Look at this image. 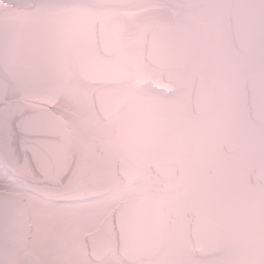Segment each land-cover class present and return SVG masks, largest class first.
<instances>
[{"label": "flooded vegetation", "instance_id": "obj_1", "mask_svg": "<svg viewBox=\"0 0 264 264\" xmlns=\"http://www.w3.org/2000/svg\"><path fill=\"white\" fill-rule=\"evenodd\" d=\"M37 1L41 0L30 3ZM44 1L60 6L54 13L106 12L95 25L105 16H120L125 25L123 47L127 32L139 25L145 31L141 59L146 68L128 83L150 104L137 103L128 110L125 86L105 82L100 86L119 84L126 102L115 116H100L94 101L100 86L89 91L60 81V76L74 75L77 69H90L86 57L81 61L70 54L59 60V54L63 58L75 43L55 50L41 46L29 61L24 41L11 39L7 31L0 117L11 131L21 109L30 105L58 119L67 140L57 180L34 183L17 177L18 195L12 185L0 188L21 200L28 216L27 243L17 264H109L112 257L129 264L118 255L117 240L124 235L115 229L114 218L130 200L143 204L134 214L153 220L159 215L162 222L158 254L134 264H264V122L252 119L247 88L251 78L264 75L263 5L252 0L260 7L262 25L250 48L240 52L229 19L233 0L226 23L219 13L217 25L208 23L207 28L202 25L203 0ZM188 7H201L195 10L196 22L188 19L194 15ZM166 22L184 26L190 35L181 68L161 70L144 60L147 35ZM129 42V47L138 45L134 37ZM224 48L230 66L218 56ZM99 56L112 60L119 55ZM235 65L246 74L236 86L231 71ZM197 82L201 89H195ZM15 154L9 144L5 161L0 154V167L9 176L17 173ZM215 229H220L217 248L202 257L207 252L196 251L192 238H213ZM1 232L6 246V225ZM93 243L98 244L94 253Z\"/></svg>", "mask_w": 264, "mask_h": 264}, {"label": "water", "instance_id": "obj_2", "mask_svg": "<svg viewBox=\"0 0 264 264\" xmlns=\"http://www.w3.org/2000/svg\"><path fill=\"white\" fill-rule=\"evenodd\" d=\"M177 1L189 3L192 0ZM260 17V7L254 1H232L229 19L235 46L240 52L247 51L256 38L262 25ZM95 31L97 51L101 56L114 57L120 54L125 38V25L120 16L103 17L96 23ZM189 41L190 35L184 26L172 22L161 23L147 35L144 60L161 70L181 68L188 56ZM201 88L202 85L197 82L195 89ZM247 88L252 98L251 117L255 121L264 122V75L251 78ZM94 101L98 114L108 118L123 109L126 97L119 84L109 83L95 90ZM104 106L108 108H103ZM20 112L21 117L12 122L11 131L4 122V116L0 117V154L3 160L5 161L4 150L9 144L17 153L14 157L17 177L34 183L57 180L62 173L67 145L61 122L47 112L27 104ZM139 203L142 201L125 202L114 218L115 229L124 235L117 240L118 255L129 264L151 260L158 254L162 243L160 216L156 215L153 220L147 214H134L137 206L143 205ZM27 218L21 200L0 191V252L7 251L5 254L0 253V264H17V256L27 243ZM4 225L7 229L6 246L1 232ZM205 230L209 231V228ZM218 234L220 229H215L213 238H192L195 250L207 252L206 255L200 254L202 257L213 254L219 242ZM107 246L106 244L105 247ZM97 247L98 244L93 243L92 253Z\"/></svg>", "mask_w": 264, "mask_h": 264}, {"label": "rangeland", "instance_id": "obj_3", "mask_svg": "<svg viewBox=\"0 0 264 264\" xmlns=\"http://www.w3.org/2000/svg\"><path fill=\"white\" fill-rule=\"evenodd\" d=\"M263 5L264 0H257ZM27 11L21 12L19 10L7 9L0 4V73L2 71L4 60V46L10 31L13 40L24 41V45L29 51V61L31 54H36L41 46H53L54 50L70 42L75 43L76 47H70L65 51V56L59 54V60L63 61L67 56L76 55L83 61L84 57L89 61V70L84 71L77 69L75 74L67 77L60 76V81L65 84H70L73 87L85 88V90L92 91L105 82H118L125 86L129 93V107L137 103L149 105L147 99H143L135 92V85H129V81L137 76H141V71L146 68L141 56L143 51V40L145 31L139 29V25L133 27L127 32V40L124 44L122 53L112 60H105L101 58L97 52L96 37H95V22L103 16L106 12L98 10L92 12H85L81 9H69L65 14L62 12L54 13V9H61L57 3L52 1H37L30 3ZM230 0H203L202 14L204 19L202 25L207 28V24L211 26L217 25V18L223 15L226 23L228 7ZM201 6V7H202ZM201 7H188L189 12H194V15H189L188 19L196 22L195 10ZM201 12V11H200ZM142 27V26H141ZM8 31V32H7ZM226 33V31H225ZM134 37L138 41L137 47H129L128 38ZM74 46V45H73ZM43 49L40 51L42 52ZM39 51V52H40ZM58 53V52H57ZM43 54L47 55V51L43 50ZM219 58L225 57L226 62L230 66L226 49L218 54ZM35 60V58H34ZM136 61V62H135ZM138 63L139 69L135 70V64ZM218 65V64H217ZM219 68V66H217ZM218 73L220 69H216ZM236 74L235 86L237 81H243L245 73L235 65L231 69ZM71 79V80H69ZM221 86V85H220ZM12 185V192L19 194L20 182L17 177L7 175L0 167V188L8 189ZM109 264H119L114 257L109 261Z\"/></svg>", "mask_w": 264, "mask_h": 264}, {"label": "bare ground", "instance_id": "obj_4", "mask_svg": "<svg viewBox=\"0 0 264 264\" xmlns=\"http://www.w3.org/2000/svg\"><path fill=\"white\" fill-rule=\"evenodd\" d=\"M27 2L28 1L26 0H14V1L3 0L0 1V4L7 9L22 10V9H29L30 5H28Z\"/></svg>", "mask_w": 264, "mask_h": 264}]
</instances>
